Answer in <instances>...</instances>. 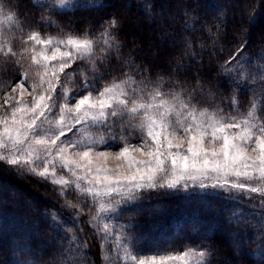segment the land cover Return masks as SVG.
Masks as SVG:
<instances>
[{"label":"snow or ice","instance_id":"snow-or-ice-1","mask_svg":"<svg viewBox=\"0 0 264 264\" xmlns=\"http://www.w3.org/2000/svg\"><path fill=\"white\" fill-rule=\"evenodd\" d=\"M32 4L49 10L39 17L36 28L0 0V163L17 175L57 186L61 197L74 193L76 202L65 199L62 207L77 210L74 223L88 208V223L103 241L105 264H212L217 251L212 247L144 254L127 231L130 225L114 222L144 192L190 186L221 190L237 202L251 204L259 198L261 220L256 227L261 229L264 261V54L258 64L245 56L237 60L248 43L247 29L220 66L234 89L225 110L213 102L215 93L199 78L192 87L176 80L166 84L163 77L153 80L147 65H136L131 57L122 60L128 71L105 80L101 69L107 71L105 62L122 47L118 35L122 22L112 16L98 30L42 33L41 28L56 25L52 12L76 5L74 0ZM103 6V0H93L92 7ZM143 8L155 19L152 5L145 3ZM223 15L221 9L216 35L222 30ZM247 15L254 24L255 9ZM185 24L194 28V23ZM73 64L76 69L67 71ZM249 64H256L257 71L249 72ZM13 73L19 75L14 84L4 79ZM76 78L82 84H76ZM253 84L255 88L250 87ZM237 91L251 93L244 108ZM117 144L119 148L112 150ZM206 144L215 146L209 149ZM110 160L120 163L110 166ZM49 216L70 234L68 258L82 255L87 243L81 244L75 229L65 226L59 214L53 211ZM233 219L237 226L244 222L242 215ZM232 247L233 254H239L235 243Z\"/></svg>","mask_w":264,"mask_h":264},{"label":"trees","instance_id":"trees-1","mask_svg":"<svg viewBox=\"0 0 264 264\" xmlns=\"http://www.w3.org/2000/svg\"><path fill=\"white\" fill-rule=\"evenodd\" d=\"M3 2L18 9L20 19L32 28L38 27L39 17L49 11L33 7L32 0ZM103 3L102 8L87 3L72 10L57 9L51 13L56 25L41 28V32L56 35L61 28L75 32L85 27L98 30L102 21L116 16L122 22L118 34L122 47L120 52L110 54L105 62L107 71L101 69L105 80L128 71L129 66L122 60L131 57L136 65H147L152 78L188 83H195L199 78L218 94L231 96L234 89L221 74L220 66L238 46L243 29H247L248 43L237 60L245 56L258 64L264 54V0H103ZM145 3L152 5L155 19L145 14ZM253 8L257 18L251 24L247 11ZM221 9L224 24L216 35L219 23L216 17ZM186 20L194 23V28L186 27ZM208 29L212 30V35ZM216 40L218 43H214ZM77 64L87 67L81 62ZM77 64L67 71L76 69ZM256 64H249L248 71H257ZM4 79H11L14 84L19 75L13 73ZM75 83L82 84V81L76 78ZM236 94L251 95L247 91ZM65 199L76 202L74 193L61 197L46 182L27 174L17 175L0 163V264H61V261L64 264H105L101 250L103 241L88 223V208L84 207V214L74 223L77 210L62 207ZM53 211L59 214L65 226L75 229L81 244L87 243L82 255L71 259L66 255L70 234L52 222L49 213ZM235 215L244 218L239 226L233 219ZM260 220V208L255 200L249 204L237 202L221 192L193 195L164 188L142 193L141 199L125 206L115 221L130 225L127 231L144 254L155 249L183 251L186 247H212L217 249L212 264H224L225 260L231 264H264L260 255L261 229L256 227ZM234 243L240 250L236 255L233 254Z\"/></svg>","mask_w":264,"mask_h":264},{"label":"rangeland","instance_id":"rangeland-1","mask_svg":"<svg viewBox=\"0 0 264 264\" xmlns=\"http://www.w3.org/2000/svg\"><path fill=\"white\" fill-rule=\"evenodd\" d=\"M41 2H43V3H52V0H41ZM87 3H93L91 0H74V4L76 5V6H86V4ZM153 80H156V79H158V78H152ZM165 83L167 84L168 83V81H166L165 80ZM181 83H186V85L188 86V87H192L195 83H188V82H181ZM80 83H78V85H79ZM102 86V85H101ZM207 87H209V86H207ZM210 88V87H209ZM212 89V88H211ZM212 91L215 93V97L213 98V102L215 103V104H218L220 107H222V108H224L225 110H228L229 109V107H230V105H229V100H228V98L230 97V96H223V95H220V94H218L215 90H213L212 89ZM81 94H83V92H81ZM15 95H19V93L17 92ZM238 96V98H239V100H240V102H241V108H244V107H246V105H247V103H248V99H249V96H239V95H237ZM0 103H3V100H0ZM6 107H7V105H6ZM68 136H71L72 134L71 133H68L67 134ZM133 143H138V141H133ZM215 145H213V144H206V147L207 148H209V149H211L212 147H214ZM119 148V145L117 144V145H115L114 147H113V149L112 150H117ZM135 155L138 157V158H141V159H143V158H145V157H143V156H141L139 153H135ZM118 163H120L119 161H116V160H110L109 161V165L110 166H115L116 164H118ZM31 177H33V176H31ZM35 179H38V178H36V177H34ZM38 180H40V179H38ZM40 181H42V182H45V181H43V180H40ZM48 185H50L54 190H55V192L57 193V194H59V192H58V190H57V186H54V185H52L51 183H48V182H46ZM165 189H167V188H165ZM170 191H173V192H177V191H182V192H186L187 191V194H189V193H192L193 195H196V194H200V195H206V194H217V193H219V192H221V193H224L223 191H221V190H218V189H208V190H200L199 188H197V187H189V189L188 190H183L182 188H179V189H169ZM224 194H226V193H224ZM60 196V195H59ZM255 201H259V198H257ZM115 223H116V221H114ZM236 247L238 248V246L236 245ZM15 259V258H14ZM12 260V259H11ZM13 261V260H12ZM11 261V262H12ZM24 264H34L33 262H26V263H24Z\"/></svg>","mask_w":264,"mask_h":264}]
</instances>
